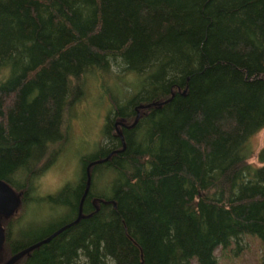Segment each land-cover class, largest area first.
<instances>
[{"label":"trees","instance_id":"1","mask_svg":"<svg viewBox=\"0 0 264 264\" xmlns=\"http://www.w3.org/2000/svg\"><path fill=\"white\" fill-rule=\"evenodd\" d=\"M116 60L132 92L107 85ZM1 72L0 179L20 203L0 214V264L68 224L13 264H217V247L264 240V139L249 145L264 127V0H0ZM90 80L110 102L105 142L43 197ZM37 200L60 221L30 240Z\"/></svg>","mask_w":264,"mask_h":264},{"label":"rangeland","instance_id":"2","mask_svg":"<svg viewBox=\"0 0 264 264\" xmlns=\"http://www.w3.org/2000/svg\"><path fill=\"white\" fill-rule=\"evenodd\" d=\"M2 77L3 72L0 73V78ZM136 77L127 70L122 61H112L107 85L112 86L115 92L117 90L132 92ZM109 107L108 95L100 86V81L97 83L90 80L82 100L71 112L72 114L64 118V127L67 126V119L69 126L67 143L60 145V153L54 155L51 165L44 170L36 182L40 195L45 197L48 194H55L66 183L77 181L81 173L80 156L91 152L95 144L97 146L101 141L105 142L102 130ZM263 139L264 127L249 140V145L255 152L261 147ZM255 152L249 161L254 166H259L261 162L256 159ZM103 180L104 175L97 177L96 183L100 181L99 191L106 189L103 186ZM59 213H61V207L58 205H50L42 200L33 202L22 221L26 236L30 240L41 237L60 221L57 219ZM29 226L30 229H27ZM262 254H264V240L251 234L242 235L238 245L232 242L227 247L219 246L214 251L217 264H260ZM79 262L81 263L82 260ZM190 264H197V262L194 259Z\"/></svg>","mask_w":264,"mask_h":264},{"label":"water","instance_id":"3","mask_svg":"<svg viewBox=\"0 0 264 264\" xmlns=\"http://www.w3.org/2000/svg\"><path fill=\"white\" fill-rule=\"evenodd\" d=\"M95 162H101V161H94V162L90 163V165L94 164ZM87 173H89V166L87 167ZM88 184H89V178H88L87 186L85 188V191H84L83 196H82L81 201H80L78 217L74 222H77L79 220V218L81 217V205H82V202L84 200V197L87 194ZM19 203H20V199L16 195L14 190L10 187V185L8 183H6L5 181L0 179V214L6 215V216L11 215L12 213L15 212ZM69 225L70 224L61 227L60 229L56 230L54 233H52L50 236H48L45 239H42V240L24 248V249H21L20 251L15 253L11 258H9L4 264H13L15 261H17L19 258L24 256L26 253L30 252L34 248L38 247L39 245H41L43 243L49 242L51 240V238H53L55 235H57L62 230L67 228ZM3 241H4V231H3L2 226L0 225V250H1V247L3 244Z\"/></svg>","mask_w":264,"mask_h":264}]
</instances>
